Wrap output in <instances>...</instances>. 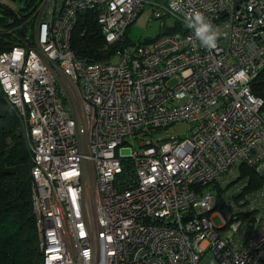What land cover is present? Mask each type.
I'll return each instance as SVG.
<instances>
[{
    "label": "built area",
    "instance_id": "2783aa9c",
    "mask_svg": "<svg viewBox=\"0 0 264 264\" xmlns=\"http://www.w3.org/2000/svg\"><path fill=\"white\" fill-rule=\"evenodd\" d=\"M151 2L41 0L5 31L17 44L0 50V98L30 155L42 264H264V109L251 90L264 0ZM146 4L166 32L123 43ZM193 10L220 29L215 49L184 23ZM87 11L104 49L121 45L106 61L71 49ZM178 123L185 138L168 135Z\"/></svg>",
    "mask_w": 264,
    "mask_h": 264
},
{
    "label": "trees",
    "instance_id": "16d2710c",
    "mask_svg": "<svg viewBox=\"0 0 264 264\" xmlns=\"http://www.w3.org/2000/svg\"><path fill=\"white\" fill-rule=\"evenodd\" d=\"M8 1L21 5L14 10L0 3V30L4 29V32H0V50L17 44L13 37L5 33L6 29L23 24L41 2ZM23 28L25 31L29 26L24 25ZM127 32L128 30L125 40ZM70 46L75 56L85 62L106 61L121 47L117 44L104 49L103 37L93 11L79 15L72 31ZM251 90L254 97L263 101L264 109V69L251 82ZM30 170L31 159L23 139L21 124L12 108L0 98V264H42L31 206ZM249 174L255 184H259V179L251 172Z\"/></svg>",
    "mask_w": 264,
    "mask_h": 264
},
{
    "label": "rangeland",
    "instance_id": "374dc122",
    "mask_svg": "<svg viewBox=\"0 0 264 264\" xmlns=\"http://www.w3.org/2000/svg\"><path fill=\"white\" fill-rule=\"evenodd\" d=\"M154 2L155 0H151ZM160 3L163 2V0H158ZM151 2V3H152ZM8 4H5L4 2H1V4H4L8 6L11 9H18L21 4H14L12 2L7 1ZM152 7L150 4L144 5L143 11L141 14L138 16L136 21L129 27L128 32H127V43H137L141 42L144 40L151 41L158 37L160 34L165 33L166 30L161 29L160 23L161 20L158 21H152ZM33 23V21H32ZM166 25L169 27L172 24L171 19H166L165 20ZM13 113L16 116V111L12 109ZM17 117V116H16ZM190 130V124L187 123H178L174 124L171 127L167 129L168 135L169 136H174V137H180V138H185ZM163 135H166L165 132ZM127 143H129V149L132 151V149H136L138 151L141 150L139 147L138 141L133 140L131 138H126L125 140ZM129 152V151H128ZM206 192H211L207 190ZM214 223L216 228H221L222 223L220 219H214ZM222 236H225V233L222 234Z\"/></svg>",
    "mask_w": 264,
    "mask_h": 264
},
{
    "label": "clouds",
    "instance_id": "9594fccd",
    "mask_svg": "<svg viewBox=\"0 0 264 264\" xmlns=\"http://www.w3.org/2000/svg\"><path fill=\"white\" fill-rule=\"evenodd\" d=\"M184 23L189 29L194 30V35L200 41L202 46L208 49H215L217 47V41L222 33L220 32V29L214 26L202 12L198 10L186 12L184 14Z\"/></svg>",
    "mask_w": 264,
    "mask_h": 264
},
{
    "label": "bare ground",
    "instance_id": "6f19581e",
    "mask_svg": "<svg viewBox=\"0 0 264 264\" xmlns=\"http://www.w3.org/2000/svg\"><path fill=\"white\" fill-rule=\"evenodd\" d=\"M30 16H31V15H30ZM30 16H29V17H30ZM29 19H30V20H32V18H31V17H30ZM31 206H32V202H31Z\"/></svg>",
    "mask_w": 264,
    "mask_h": 264
}]
</instances>
